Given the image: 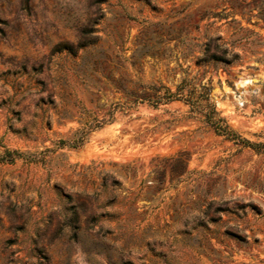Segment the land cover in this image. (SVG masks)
<instances>
[{
    "label": "rangeland",
    "instance_id": "rangeland-1",
    "mask_svg": "<svg viewBox=\"0 0 264 264\" xmlns=\"http://www.w3.org/2000/svg\"><path fill=\"white\" fill-rule=\"evenodd\" d=\"M217 35L239 59L199 64ZM184 77L263 144L132 102ZM5 150L36 160L0 161V264H264V0H0Z\"/></svg>",
    "mask_w": 264,
    "mask_h": 264
},
{
    "label": "trees",
    "instance_id": "trees-1",
    "mask_svg": "<svg viewBox=\"0 0 264 264\" xmlns=\"http://www.w3.org/2000/svg\"><path fill=\"white\" fill-rule=\"evenodd\" d=\"M220 36H215L206 42L201 54L195 56L196 61L200 63H207L210 61L218 62L223 61L224 65H228L238 60L240 54L234 50L229 49L227 46L220 44L218 39ZM214 46H212V42ZM87 41H80L76 48L70 46L71 49H79L85 47ZM129 94L133 97L132 102H148L154 107H158L160 103L169 102L172 100H184L189 103L191 112H196L203 115L204 120L215 129L219 134H224L227 137L242 142L245 146H258L263 143H253L249 139L241 137L232 128H230L226 118L219 114L216 104L211 98L210 87L206 84L195 85L187 77H184L180 83L177 84L176 89L173 90L170 86L163 83H151L148 85L140 86L139 88L132 89ZM110 118H92L82 121V126L77 130L75 136L71 139H60L58 145H69L77 147L82 145L87 136L93 130L103 126ZM25 156L32 160H36L32 155L25 154L18 150H5L0 154V161H13L16 157ZM179 164L187 163L189 157L184 151L178 153L171 158ZM185 171V170H183ZM183 172H180V174ZM239 237V236H238Z\"/></svg>",
    "mask_w": 264,
    "mask_h": 264
}]
</instances>
